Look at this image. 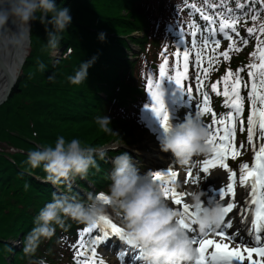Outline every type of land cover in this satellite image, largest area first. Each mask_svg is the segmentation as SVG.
Returning a JSON list of instances; mask_svg holds the SVG:
<instances>
[{"label": "trees", "instance_id": "16d2710c", "mask_svg": "<svg viewBox=\"0 0 264 264\" xmlns=\"http://www.w3.org/2000/svg\"><path fill=\"white\" fill-rule=\"evenodd\" d=\"M55 3L68 7L72 17V23L62 33L58 54L54 55V50L47 48L45 25L37 13L38 18L30 21L29 53L10 95L0 104V264H40L41 261L76 264L77 249L73 244L81 238L83 250L89 254L97 229L81 237L83 230L91 225L72 219L66 220L64 227L57 226L50 239H43L34 255L24 254L23 239L54 192L80 199H86L89 192L97 196L107 193L112 159L123 151L133 157L130 146L148 132L153 136L160 125L145 105L151 103L147 79L149 75L159 79V65L164 62L162 53L167 54L169 74L175 75V53L189 52L185 85L194 72V52L198 36H202L198 31L196 37L191 36L192 25L208 30L215 27L216 33L222 34L218 21L229 15V9L238 17V35L231 33L232 40L219 38V46L214 45L209 56L213 63L209 66L207 57L208 73L202 79L215 99V108H222V97L211 91V84L221 80L229 69L233 74L238 68L245 69L240 73L242 83L238 86L243 98L244 120L243 125L240 124L243 131L239 132L246 142L241 152L248 151L245 123L251 97L246 95L248 88L243 84L251 80L246 74L247 66L260 62L251 53L256 51L258 37L264 39V35L259 31L249 35L246 30L253 26L259 29L264 22V0H237L243 8H238L232 0H55ZM192 4L195 7H191ZM257 13L259 18L251 20ZM204 14L216 16L217 21L209 25L202 18ZM101 32L106 34L103 42L98 39ZM243 39L248 40L246 45ZM192 40L196 41L195 48ZM233 42L240 50L232 48L230 59L220 56ZM94 56L96 60L88 69L86 80L79 85L71 84L67 77L74 75L80 62ZM38 62L46 65L44 71L39 70ZM180 70L183 72L182 56ZM51 75L54 78L49 80ZM217 87L222 93V80ZM162 88L167 105L178 87L174 81L165 79ZM185 106L177 103V121L182 118ZM104 115L110 117V132L96 123L95 118ZM61 135L68 141L77 138L84 145L94 147L97 167L90 168L83 178L77 176L69 183L53 185L45 182L42 166L31 169L25 161L28 151L42 145L54 146ZM112 143L118 145L106 147ZM135 157L140 161L137 166L141 174L150 170L141 156ZM25 183L30 185L27 190ZM18 239V245L12 243Z\"/></svg>", "mask_w": 264, "mask_h": 264}, {"label": "clouds", "instance_id": "9594fccd", "mask_svg": "<svg viewBox=\"0 0 264 264\" xmlns=\"http://www.w3.org/2000/svg\"><path fill=\"white\" fill-rule=\"evenodd\" d=\"M39 20L45 25L47 48L57 50L63 39L62 33L72 23L70 9L57 6L55 0H0V29L6 28L10 17L14 18L19 36L24 29L31 36L29 21ZM50 16V18H49ZM51 25V28L48 26ZM98 39L103 42L106 34L101 32ZM96 57L80 62L74 75L67 77L71 84L79 85L88 76V69ZM40 71L46 65L38 62ZM52 80L54 77H48ZM96 123L105 132H110V117L97 116ZM210 131L201 121L199 113L188 115L176 124H169L159 137V146L164 152H171L179 165L188 164L193 157L206 154L210 145L206 143ZM96 149L84 145L79 139L70 141L64 136L57 137L54 146L42 145L27 153L25 163L31 169L43 168L45 182L53 185L69 183L77 176L85 177L90 168L97 167ZM113 167L108 174L111 183L107 197L117 215L122 216L123 232L119 238L128 246L139 250L142 264H192L197 250L188 231L181 225L180 210L169 205L160 185L153 180L151 170L141 174L133 157L123 151L111 161ZM30 187L25 183L24 188ZM205 193L199 186L189 193L193 218L200 233L218 227L224 217L223 204L219 201L205 203ZM105 210V201L99 196L87 193L86 199L68 194H52L34 218V227L23 239V252L34 255L43 239H50L56 227H64L66 220L92 225ZM40 264H44L43 261Z\"/></svg>", "mask_w": 264, "mask_h": 264}, {"label": "snow or ice", "instance_id": "6c2138e0", "mask_svg": "<svg viewBox=\"0 0 264 264\" xmlns=\"http://www.w3.org/2000/svg\"><path fill=\"white\" fill-rule=\"evenodd\" d=\"M233 3H237V0H232ZM191 7H195L192 4ZM215 7V5H212ZM238 8H243L244 5L238 4ZM200 11V9H197ZM229 15L219 19V32L224 34V37L228 40H232V35L229 32L238 35L237 32V21L238 17L232 15V10H228ZM202 18L209 22V25L217 21L216 16L204 14ZM231 18V19H230ZM259 18V14H253L251 20L256 21ZM193 31L191 33L192 37L197 36V31L199 29L195 24L192 25ZM247 33L249 35L259 31L261 35H264V22H261L259 29L255 26L247 28ZM216 34V28L210 27L209 38ZM207 43V40L205 41ZM242 43L246 45L248 43L247 39H243ZM192 47H196V41H191ZM219 46V40L215 42V47ZM235 48V42L230 48L219 55L225 59H230L229 52ZM239 51V48H235ZM164 55V62L159 65V79H154L149 75L147 79V91L151 97V103L146 104L145 108L151 110V112L157 117L160 122L162 129L169 127L170 118L169 111L164 100V90L162 88V82L167 79L168 81H174L176 86L181 90L182 93H186L191 96L192 88H185L183 81L187 79V65L189 52L184 50L182 53H175L176 64L173 68L175 75L169 74L168 57L166 53ZM251 55L254 58L259 59V63H251L247 66V76L252 78L251 91L246 93V95L251 97L252 107L251 114L247 117V133L248 142L253 140L254 135L257 134V129H259V136L261 141H264V39L258 37V43L256 46V51H253ZM181 56L183 57V72L181 69ZM202 53L201 51L196 52L195 63L197 65V70L200 71V61ZM213 63V58L208 57V64L211 66ZM244 68H238L233 74L229 69L227 74L221 78L223 81V92L218 90L217 85L221 83L218 80L216 83L211 84L210 88L212 92L217 95H223L225 97L224 103L226 107H230L234 112L230 111L228 114L222 118L216 119L217 114L212 112L209 107V95L207 92L202 91L203 107L198 109L200 114L211 113L214 119L211 121V126H215V130L210 132V135L206 141L211 145L212 156L208 159L203 160L202 171L207 173L210 169H214L220 166L224 169H228L229 175L228 180L230 182L220 190V198L225 200V205L223 207L224 214H230L233 209L236 208L241 212V217L244 218L246 215H250L245 210L248 209L249 204H251L254 209V220H250L252 224L251 234L253 236V246L251 247H238L237 243L231 236L227 234L225 222V216L222 218L221 223L216 227V231L213 235L205 234L201 238L193 227L191 218L194 216L193 212L190 211L189 203L185 201V196L181 195L174 186L169 187L166 185L171 184L172 180L178 175L176 171H154L153 180L158 181L161 184V189L163 190L164 197L167 201H170L174 206L182 205V210L184 216L180 217L178 220L181 225L188 230L192 235L193 244L198 245L197 253L199 254L195 260V264H264V142L254 145L255 151V164L250 165V163H243L240 166V170L232 171L229 165L226 163L227 159L231 157L236 159L240 154L241 150L244 149L245 144L239 143L236 139L237 136V116H242L243 105L242 97L239 91V85L242 83V78L240 76L241 72H244ZM208 69L205 68L201 73L202 76L207 77ZM197 84L200 89L203 88L204 80L200 76H196ZM245 88L248 84L245 82L243 84ZM244 121L241 119L240 124L243 125ZM243 131V128L240 129ZM187 179L192 185L198 183L197 177H195L191 170L188 171ZM239 184L242 188L243 193L248 198V203H245L243 207H240L238 202L235 201L236 187ZM98 196L109 204L106 193H99ZM231 201V202H229ZM93 229L102 230V235H99V239L95 243H101L106 237L111 235H121L123 232V226H118L117 223L113 222L112 218L108 214L101 215L99 217V222L92 224L90 227H86L81 233V237L85 233H92ZM211 232V229L209 230ZM73 247L77 249L75 254L76 264H104V261L98 260L96 258V250L92 249L91 253H86L84 249V240L81 238L78 242L73 244ZM255 257H259L256 259Z\"/></svg>", "mask_w": 264, "mask_h": 264}, {"label": "rangeland", "instance_id": "374dc122", "mask_svg": "<svg viewBox=\"0 0 264 264\" xmlns=\"http://www.w3.org/2000/svg\"><path fill=\"white\" fill-rule=\"evenodd\" d=\"M53 54L57 55L58 50H54ZM198 109L199 108H195V109L190 108V110L193 111V115H195L196 113H199ZM199 115H200V113H199ZM222 117H224L223 114H220V115H217L215 118L219 119ZM200 118H201V116H200ZM184 119H185V117H184ZM213 119H214V117L210 116L209 119H207L206 122L204 123L205 126L208 127L209 131H210V126H211V121ZM170 123L173 124L172 121ZM162 132H163V129L161 127L159 130L160 136L162 135ZM151 148H155V149L162 151L160 146H159V138L151 137L150 133H146V134H144V136L141 139L138 140V142L136 144L130 146V150L134 154L133 155L134 162L138 163V164L140 163V161H137V159L135 157L136 155H138V156H141L143 158V163L145 165H147L151 170L160 171L163 173L166 170L170 169V166H168L170 163H168V162H167V164L161 165V163H163L165 160H167L170 157V155H164V153H163L162 154L163 158L160 161H158L157 164H154V162L146 156V154L150 153ZM249 153H250V151H249ZM249 153H247L246 155H243L241 159H247L248 160ZM250 158H251V156H250ZM171 161H173V157H172ZM198 166H199V164L197 162L195 164V168H197ZM162 169H164V170H162ZM190 170L192 171V169H190ZM200 176H202V175H200ZM220 177H221V179H224V172L223 171L220 172ZM171 183L174 185L180 184L181 190H185L187 188V185L184 184L183 180L178 181V177L174 178ZM207 199H208V196H206V199L204 201L205 203H208ZM167 202H169V201H167ZM113 213L118 217L117 213L113 210V208L109 204L105 203V210L101 215L108 214L110 216V218H112L113 222L117 223L120 226H123V224H120L119 221L117 220V218L112 215ZM232 216L234 218H236L234 216V212L232 213ZM118 218H119V220L122 219L121 217H118ZM96 222L97 223L99 222V218L97 219ZM100 231L102 233V230H100ZM188 233L191 236V233L190 232H188ZM213 234L214 233H212V235ZM98 239H99V237L94 239V245H93V248H95V250H96V254H97L96 258L98 260L102 259L104 261V264H125V262H124L125 259L123 258V256L125 255L126 252L122 251V249L112 251L113 248H111L110 245L113 246V244L111 242H109L111 244H109L106 248L101 247L100 243H95V241H97ZM242 248H244V246H242ZM129 256H131V255H129ZM255 258L259 259V257H255ZM132 259H134V256H132Z\"/></svg>", "mask_w": 264, "mask_h": 264}, {"label": "bare ground", "instance_id": "6f19581e", "mask_svg": "<svg viewBox=\"0 0 264 264\" xmlns=\"http://www.w3.org/2000/svg\"><path fill=\"white\" fill-rule=\"evenodd\" d=\"M11 41L12 40H11V38H9L8 34H6V36H4L3 40H0V62L2 63V65L4 67H6L8 69V71H11L14 73L16 71L17 67L14 65L13 61L9 58V55H8L10 53V49H11ZM3 86H4V79H2L1 71H0V94L2 92ZM163 153H164V155H170V157H171L170 153L160 151V150L155 149V148H151L150 153L146 154V156L148 158H150L154 162V164H157L158 161H160L163 158V156H162ZM170 157L167 160H165L164 162L169 161ZM220 171H221L220 166H219V168L212 169L209 172L208 176H206V178L208 179V183H212V184L216 183V181L219 180V178H220ZM201 179L202 178L198 179V184H200ZM193 188H195V187L192 186L191 188L187 189L186 193L183 194V196H185L187 199H189V193L191 192V190ZM218 191H219L218 196L210 199V201L211 202L219 201L223 204V206H226L225 200L220 198V189H218ZM184 215L185 214L183 213V216ZM224 216L226 219L224 222L225 226L228 227L229 231H231V236L233 237V239L234 240L237 239L238 238L237 234L242 233L241 231L244 229L242 223L240 222V219H235L231 213L225 214ZM200 237L203 238L204 235L200 236ZM238 239L239 240H236L237 242L247 243L246 241H244L245 239L244 240L242 238H238ZM238 247H241V245H238Z\"/></svg>", "mask_w": 264, "mask_h": 264}, {"label": "water", "instance_id": "95a60500", "mask_svg": "<svg viewBox=\"0 0 264 264\" xmlns=\"http://www.w3.org/2000/svg\"><path fill=\"white\" fill-rule=\"evenodd\" d=\"M5 27L6 28L4 29H0V40H3L6 34L9 35V38H11L12 40L11 49L8 55L17 68L16 71L13 73L11 71H8V69L4 67L0 62L1 77L2 79H4V86L0 94V104L4 102L10 95V92L18 78L22 64L25 61V58L28 55L30 49V37L28 36L26 29H24L19 36L11 33L18 31L14 18L10 17ZM8 30L11 32H9ZM113 146H115V144L108 145L106 147H113Z\"/></svg>", "mask_w": 264, "mask_h": 264}]
</instances>
